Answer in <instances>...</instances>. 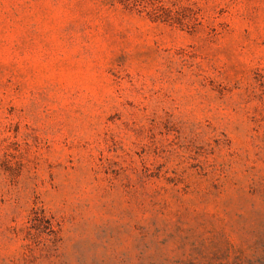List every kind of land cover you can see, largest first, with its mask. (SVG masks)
I'll return each instance as SVG.
<instances>
[{
  "label": "rangeland",
  "instance_id": "rangeland-1",
  "mask_svg": "<svg viewBox=\"0 0 264 264\" xmlns=\"http://www.w3.org/2000/svg\"><path fill=\"white\" fill-rule=\"evenodd\" d=\"M180 3L0 0V264H264V0Z\"/></svg>",
  "mask_w": 264,
  "mask_h": 264
},
{
  "label": "trees",
  "instance_id": "trees-1",
  "mask_svg": "<svg viewBox=\"0 0 264 264\" xmlns=\"http://www.w3.org/2000/svg\"><path fill=\"white\" fill-rule=\"evenodd\" d=\"M116 1L128 9L144 11L153 21L194 24L196 12L194 6L181 4V0H110ZM189 16L187 17V15ZM189 18V22L186 19ZM191 21V22H190Z\"/></svg>",
  "mask_w": 264,
  "mask_h": 264
}]
</instances>
